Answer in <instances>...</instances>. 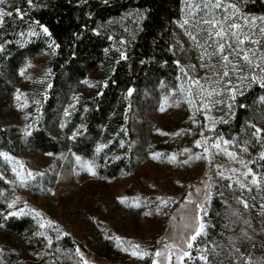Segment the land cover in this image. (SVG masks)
Returning <instances> with one entry per match:
<instances>
[{"label": "trees", "instance_id": "trees-1", "mask_svg": "<svg viewBox=\"0 0 264 264\" xmlns=\"http://www.w3.org/2000/svg\"><path fill=\"white\" fill-rule=\"evenodd\" d=\"M6 1L5 10L13 14L0 23V93L13 92L12 77L28 58L47 48L50 40L59 45L52 52L51 87L46 91L47 98L42 99L41 122L26 143L43 153L74 151L95 162L103 178L131 173L141 162L140 153L147 148L144 128L152 120L145 116L146 112L157 108L167 91L179 93L186 77L177 53L181 33L177 22L186 0H32V5L28 0ZM226 1L245 14L264 16V0ZM16 8L22 16L16 14ZM37 21L48 27L50 38ZM32 30L39 35H29ZM260 42L264 45V36ZM121 52L125 59L120 58ZM85 78L90 89L75 97L74 107L64 118L61 107L70 87ZM248 82L250 79L244 81ZM129 87L133 89L130 95ZM240 90L243 95L237 94L231 113L226 104L223 109L214 105L227 123L219 120L211 134L229 141L227 147L248 161L252 172L264 181V158L259 156L264 151V141L252 135L255 128L249 124L250 121L264 129V101L260 99L264 87L256 82ZM4 103L0 102V117ZM184 105L179 127L190 125V108L185 102ZM61 120L64 133L51 131L50 121ZM73 132L77 133L75 138ZM259 136L264 137V132ZM8 141V130L0 118V148L13 151ZM98 144L105 147L97 152ZM156 148L177 151L178 144L167 140L156 143ZM260 192L263 198L242 194L216 179L203 219L205 229L193 241L189 249L192 259L186 256L185 264H206L200 260L201 255L207 257V264H246L249 258L253 264H261L264 210L258 200H264V190ZM221 195L230 203H225ZM0 222L5 225L0 231V264H84L76 249L91 253L86 243L73 236L62 235L57 240L56 227L46 226L45 235H38L43 229L30 215L6 221L0 215ZM104 240L101 247L106 258L118 260L123 256L113 239L106 236Z\"/></svg>", "mask_w": 264, "mask_h": 264}, {"label": "rangeland", "instance_id": "rangeland-1", "mask_svg": "<svg viewBox=\"0 0 264 264\" xmlns=\"http://www.w3.org/2000/svg\"><path fill=\"white\" fill-rule=\"evenodd\" d=\"M206 3L215 4L216 0H186L182 18L177 22L181 32L177 53L186 77L184 82L180 83L179 93L175 90L167 91L161 96L157 108L146 112L145 116L152 120L148 121L149 126L144 128L147 148L140 153L141 162L131 173L103 178L98 174L95 162L74 151L48 155L26 143L29 134L38 128L41 122V103L43 98H47L46 91L49 88L48 84H51L52 74L51 71L46 75L45 70L51 69L53 45L49 42L47 48H41L26 60L21 67L24 68V75H21L19 70L11 79L13 92L9 95L0 93V102H5L4 112L0 118L8 130V142L11 143L13 151L2 148L0 150L14 158L9 162L0 157V189L4 190L0 196L1 216L22 208L27 202L30 207L43 213L45 219L55 222L52 225L45 223L43 232L46 226H53L83 244L86 243L91 253H83V256L90 264H152L151 257L133 256L131 251H123V247L135 243L154 254L156 249H163L166 243L179 242L181 234L184 238L190 236L193 226L198 223L193 218L199 214L200 219H204L210 199L205 200L204 197L206 194L211 196L216 179L228 186L231 185L232 189L242 194H254L263 198L260 192L264 190L262 178L255 174L259 184H253L251 177L254 173L245 176L244 173L249 166L245 168L241 164V160L246 164L248 161L240 159L235 151L230 150L223 140L213 137L211 132L223 118L215 110L214 105H220L221 109L224 104L228 105L230 101L229 94L225 91L226 87L237 88L240 84L238 83L240 73L231 71L232 64L235 63L242 72L248 74L245 80H251L253 73L257 77L261 75L256 66H264V61L259 59L264 54V45L260 42L264 36L261 32L264 21L259 19L261 16L245 14L239 8V11H235L230 7L233 3L226 0H220L221 6L211 11L204 7ZM6 4L7 1L0 7H5ZM190 4L199 6L194 13L189 9ZM225 5L229 7L225 8ZM253 17L256 19L253 20ZM201 19L223 21L225 36L217 38L213 33L209 38L207 31L209 26L206 24H200L202 31L197 32L194 25ZM184 20H188L189 23L182 27ZM232 23L240 25L235 31L240 33L239 39L243 40L242 44H239L237 38L228 31ZM189 31L197 36L196 43L186 35ZM245 36L247 39H244ZM217 40L225 44L224 54L229 55L227 63L229 76L226 79L232 81L231 85L225 84L221 79L225 62L221 59L222 54L216 51ZM197 43L200 47L196 46ZM244 52L249 54L251 64L243 59ZM203 53L215 54H205L201 59ZM26 64L29 66L25 67ZM83 81H78L70 87L68 97L61 107L64 118L67 116L65 111L69 113L74 107L75 97L81 91L90 89L89 83ZM213 89L217 91L208 96L207 93ZM165 97H167L165 110L161 112L160 104ZM189 97L192 99L191 105L188 103ZM184 102L190 108L188 117L190 125H187L191 127L178 126ZM18 104L24 106L17 107ZM202 104L207 107H201ZM193 120L196 122L193 123ZM61 122L62 120L50 121L48 126L51 131L63 134L65 125L61 127ZM26 126L30 128L26 130ZM156 129L161 131L158 132ZM181 129L183 131H179ZM167 140L176 142L178 150L164 151L156 148V143ZM196 140H202V144L197 145ZM217 143L220 145L219 148L215 147ZM205 147L208 148L207 153L204 152ZM184 149L189 151L185 152ZM152 152L160 153V158L153 159L150 155ZM228 152L235 153V158L230 157ZM195 153H200V158L192 159L185 164L184 161ZM170 155H175V160H169ZM77 156L81 162H93L96 174L93 175L87 168L82 170L76 160ZM13 167L22 175L28 171L33 173L31 179L26 181V186H21L17 181L16 174L12 171ZM237 180L245 186L241 188ZM47 189L52 191L48 192ZM16 197H19L16 204L9 208L7 201ZM118 197H127L128 200L121 203ZM156 197L164 198L166 203L161 204ZM221 198L225 203H230L226 196L221 195ZM134 199L138 200L139 207L131 206ZM258 201L260 209L264 210V200ZM196 204H200L202 208L197 209ZM158 206L159 211L156 210ZM35 219L38 221V218ZM185 223L189 224V228H184ZM1 230L3 227H0ZM106 236L113 239L116 245L115 237L121 238L120 248L123 256L118 260L106 258L105 250L101 247ZM88 238L90 244L86 242ZM124 238H127V244L124 243ZM181 246L189 251L187 244ZM185 257L180 264H185ZM160 259L157 257V264ZM169 264H178L176 250L172 251Z\"/></svg>", "mask_w": 264, "mask_h": 264}, {"label": "snow or ice", "instance_id": "snow-or-ice-1", "mask_svg": "<svg viewBox=\"0 0 264 264\" xmlns=\"http://www.w3.org/2000/svg\"><path fill=\"white\" fill-rule=\"evenodd\" d=\"M6 2V0H0V5H4ZM106 2V0H105ZM28 4L29 5H32V0H28ZM221 5H220V0H216V3L215 4H205L204 7L209 9V11H211V9L213 8H219ZM199 7L198 5H189V9L191 12H195L196 8ZM229 7L228 5H225V8ZM230 7L232 9H234L235 11H239V9L236 7L235 4L233 5H230ZM235 11L233 13V15L235 14ZM15 12L17 15H20L22 16L23 13L21 12V10L19 8H16L15 9ZM12 12H8L5 10L4 7H0V23H3L4 22V17L5 16H12ZM143 17H141L142 19ZM253 20L256 19V17H253L252 18ZM260 20L264 21V16H261L259 18ZM225 20H227V16H225ZM38 27L42 30L43 34L47 37H51V32L49 31L48 27L44 24H40L38 21L35 22ZM188 20H184L181 24V26L183 27L184 24H188ZM245 23H247V21H245ZM200 24H206L208 25V33H209V38H211L212 34L214 33V35L217 37V38H222L225 36V27H224V22L223 21H217L215 19H211V20H205V19H201L199 21L196 22V25H194L196 27V30L197 32H200L202 31V29L199 27ZM240 28V25L239 24H236V23H232L229 27H228V31L231 32V35L233 37H236L237 40H238V43L239 44H242L243 43V40L239 39L240 37V33L238 31H235L236 29H239ZM93 31H96L95 29H93ZM261 32L264 33V28L261 29ZM30 35H33V36H36V35H39V33L35 32V31H31L30 32ZM186 35H188L190 37V39L196 43L197 41V36L193 33V32H186ZM244 39H247V36L244 37ZM217 47H216V51L217 52H220L222 55H221V59L225 62V65L223 66V73H222V76H221V79H223L225 81V84L227 85H231L232 84V81L230 79H226L228 76H229V69L227 67V63L229 62V55L227 54H224V49H225V44L224 43H220L219 40H217ZM253 43H255V41H253ZM50 45H54V47H52V52L54 53L55 52V49L59 47L58 44H56V42L54 40H50ZM197 47H200V45L197 43L196 44ZM230 47V45H229ZM3 48V45H0V49ZM107 51V49L105 50ZM214 55L215 53H203L201 55V59H203V55ZM120 58L121 59H125L126 56H125V53L124 52H121L120 53ZM243 59L245 61H247L249 64H251V60H249V54L247 52H244V55H243ZM259 59L261 61H264V54H262ZM141 63H143V61H141ZM176 63H179V61H176ZM29 66L28 64L25 65V67ZM203 66V65H202ZM258 69H259V72H260V76L257 77V75H255V73H253L251 75V80L250 82L248 83H244L245 79L247 78V73L245 72H242L240 68H238V66L233 63L232 64V69L231 71L232 72H239L240 73V76L238 77V83H240V89H244V88H251L252 87V84L253 83H256V82H260L261 83V87H264V66L262 65H257L256 66ZM51 73V69H46L45 70V74H50ZM20 74L21 75H24V68H21L20 69ZM115 81H113L114 83ZM83 83H89V81L85 78V80L83 81ZM105 85L107 84V80H105L103 82ZM194 83H198L197 81H194ZM217 83H219V81H217ZM48 87H51V84H48ZM240 89H237L235 86H231V87H226L225 91L226 93L229 94V103L227 105L230 113H231V109H232V102L235 101L236 99V96L237 94L239 95H243V91L240 90ZM183 90V89H182ZM217 90L216 89H213L212 92H208L207 95L208 96H211L213 94V92H216ZM133 92V89L131 87H129L127 89V94L130 95L131 93ZM17 94L19 95V90H17ZM101 93L98 92L97 95H100ZM260 99L262 101H264V96H261ZM167 101V97L164 98V100L161 102L160 104V111L163 112L165 110V102ZM188 103L189 105L192 104V99L191 97H189L188 99ZM218 103H223V101H218ZM24 105H21V104H18L17 107H23ZM201 107H207V105H204L202 104ZM240 107H245V105H240ZM67 110L65 111V115H67ZM196 121L193 120V123H195ZM221 122L223 123H227L226 120H223V118H221ZM249 124L251 125V127L255 128V131L252 133L253 136H256L258 139L264 141V137H261L259 136V134L261 132H264V129L262 128H259V127H256L254 124H251V122L249 121ZM61 127H64V123L61 122ZM213 127L215 126V123H213L212 125ZM82 127V126H81ZM30 128V126H26V130H28ZM156 131L160 132L161 130L160 129H156ZM179 131H183L182 129L179 130ZM177 133H172V135H176ZM77 135L76 132H73V136L72 138H75V136ZM217 140L220 139V137H217L216 138ZM195 143L197 145H201L202 144V140H196ZM224 143L225 144H228L230 143L229 141L227 140H224ZM105 147V145H100L98 144L97 145V152L100 151L101 148ZM215 147L219 148L220 145L219 143H217L215 145ZM185 152L189 151L188 149H184ZM204 152L207 153L208 152V148L205 147L204 148ZM230 157L232 158H235L236 154L235 153H232V152H228L227 153ZM48 155H52L51 153H48ZM150 155L153 157V159H159L160 158V153H156V152H152L150 153ZM259 156L261 158H264V151H261L259 153ZM0 157H4L6 160H8L9 162H11L14 158L11 157L7 152H4L3 150H0ZM114 159H118V157H113ZM200 158V153H195L194 155H190L188 160H185L184 163L187 164L189 163L190 160L192 159H198ZM169 160H175V155H170L168 157ZM76 160L78 163H80V167L81 169L83 170L84 168H87V170L92 173L93 175H95V165L93 162L91 161H85V162H81V159L80 157H76ZM241 164L247 168V164L241 160ZM22 167V165H21ZM12 171L16 174V177H17V181H19L20 185L21 186H26V181H28L29 179H31V177L33 176V173L31 171H28L26 174L22 175L21 172L17 171V168L16 167H13L12 168ZM233 171H236L235 169H233ZM252 172V169L251 168H248L247 169V172L244 173L245 176L248 175V173H251ZM36 175H43V173H36ZM218 175H223V173H218ZM230 179V178H229ZM16 181H11V183H15ZM251 182L253 184H259V181L257 180V176L255 174H252V177H251ZM237 184H240V187L243 188L245 185L244 184H241L239 180H237ZM231 185H229L230 187ZM48 192H51L52 189H47ZM199 191V190H198ZM3 192L4 190L3 189H0V196L3 195ZM210 198L209 195H205L204 199L205 200H208ZM19 199V197H16L15 199L13 200H10V201H7L8 203V207L9 208H12L13 205L16 204V201ZM118 199L121 201V203H125L128 198L127 197H118ZM157 200L160 201L161 204H164L166 203V200L164 198H161V197H156ZM245 204V207H247V203L246 202H243ZM133 207H139V202L138 200L134 199L133 201V204L131 205ZM195 207L197 209H201L202 206L200 204H196ZM157 211H159V206L157 207L156 209ZM150 214V213H149ZM24 215H30L32 216L33 218H38V223H40V227L43 228L45 223L48 224V225H52L54 224L55 222L52 221V220H47L43 217V213H41L40 211H38L37 209L35 208H32L30 207L27 202L24 203V206L22 208H19L17 209L16 211L14 212H8L7 214L3 215L2 216V220L3 221H6L9 217H19V216H24ZM194 221H198V223H196L194 226H193V229H192V232H191V235L188 236L187 238H184L183 237V234H181V239L179 242H172V243H166L163 247V249H156V252L153 254L149 251H147L146 249H142L141 245L139 244H135V243H130L129 247H123V251H131L132 255L133 256H137V257H151L152 258V264H157V257H160V262L159 264H169L170 262V258L172 256V251L173 250H176V260L178 262V264H180V261L183 259V257L187 256L189 257V259H192V257L190 256V253L187 249H185L184 247H182L181 245L183 244H187L188 248L190 249L192 247V242L196 239V237L202 233L205 229V223L203 220L200 219V216L199 214H197L194 218ZM43 221V222H41ZM4 223L3 222H0V227H4ZM184 228H189V224L185 223L184 224ZM57 232H58V235L56 237L57 240L60 239V236L62 235H69L68 233L66 232H63L59 229H57ZM38 235H41V236H44L45 233L44 232H39L37 233ZM175 235V234H174ZM115 239L117 240V246L118 247H121V238L120 237H115ZM52 243V240L51 238L49 237L48 238V245H51ZM76 255L78 257H80V260L84 261V264H88V262L86 260H84V256H83V253L80 251L79 248L76 249ZM200 260L202 261H205L206 264H207V257L204 256V255H201L200 256ZM77 264H80V261H77ZM246 264H253L252 260L249 258L247 261H246ZM261 264H264V261L261 262Z\"/></svg>", "mask_w": 264, "mask_h": 264}]
</instances>
